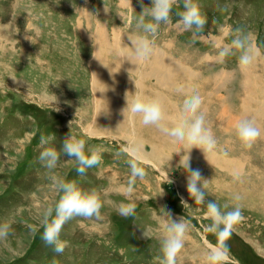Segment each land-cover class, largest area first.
I'll use <instances>...</instances> for the list:
<instances>
[{
    "label": "rangeland",
    "instance_id": "1",
    "mask_svg": "<svg viewBox=\"0 0 264 264\" xmlns=\"http://www.w3.org/2000/svg\"><path fill=\"white\" fill-rule=\"evenodd\" d=\"M196 2L207 18L203 33L177 24L176 13L183 10L178 0L171 22L159 27L155 54L135 61L122 49L129 35L141 31V0H0V223L11 224L8 238L0 240V264H155L162 223L168 222L161 208L190 224L178 264H204L206 245L217 243L204 232L211 223L205 218L208 201L228 204L229 210L234 203L242 207L244 219L226 241L227 264H264V0ZM237 27L251 33L260 50L246 72L239 70L237 54L222 63L217 59ZM135 81L145 95L163 97L169 115L186 96L203 98L206 126L217 145L208 155L212 165L193 148L190 167L208 180L205 204H195L187 191L188 173L179 167L182 145L143 125L139 115L128 113L125 120L126 93L131 100ZM240 119L254 120L262 131L250 149L236 137ZM70 132L86 145L103 146L100 163L81 175L76 160L61 152L49 172L39 161L41 136H55L46 146L59 151ZM130 138L143 141L145 176L127 194L131 157L121 149ZM52 175L75 180L85 191L95 188L102 198L99 218L64 224L62 254L44 243L39 224L44 210L59 200ZM128 203L135 205L134 215L124 217L118 209Z\"/></svg>",
    "mask_w": 264,
    "mask_h": 264
},
{
    "label": "clouds",
    "instance_id": "2",
    "mask_svg": "<svg viewBox=\"0 0 264 264\" xmlns=\"http://www.w3.org/2000/svg\"><path fill=\"white\" fill-rule=\"evenodd\" d=\"M139 13L136 26L141 31L128 36V45L124 46L123 52H129L131 58L135 61H146L156 52L155 37L161 24L171 22V14L174 6L178 5V0H151V6L143 5ZM105 11H108L105 5ZM179 17L177 24L186 31L203 33L207 23L206 16L202 13L199 3L196 0H183V10L178 11ZM31 39L30 37H27ZM130 46V48H129ZM235 50V53H233ZM231 54H237V65L241 72L248 71L257 58L260 56V50L253 43L252 35L246 32L244 28L237 27L233 30V38L227 46L218 52L217 59L223 62ZM93 57L98 59L95 52ZM31 57H29V60ZM99 60V59H98ZM103 64V63H102ZM104 65V64H103ZM107 67L106 65H104ZM108 68V67H107ZM96 75L95 73H93ZM136 92L130 100L126 93L127 106L122 109V114L126 119L141 116L142 124L145 126H156L163 134L170 137L175 144L182 145L185 154L181 157L179 167H182L188 173L187 191L194 199L195 204H205L208 180L202 179L199 170H193L190 167V153L193 148L203 151L205 158L209 161V153H213L217 141L209 127L206 126L205 113L202 110L203 98L198 93L186 96L182 105L175 115H169L166 102L160 95H145L138 90L135 81ZM78 110V109H77ZM56 111H59L57 109ZM73 122V121H72ZM70 122V126L71 123ZM235 134L241 144L250 149L253 144L261 137L262 131L252 119H240L235 125ZM55 136H44L40 138L42 151L39 155V161L49 171L54 172L60 160L61 152L69 159H75L77 162V172L83 175L90 167L96 166L101 161V153L104 151L101 145H86L83 138H78L70 132L62 143L60 150L51 145ZM87 147V154L85 149ZM131 158L128 160L130 166V178L128 187L124 190L127 194L133 191V185L136 180L143 179L145 170L141 164L145 162L143 153V141L130 138L127 146L121 149ZM178 154V153H177ZM211 164V162L209 161ZM212 165V164H211ZM234 180H239V174H233ZM52 184L59 194V200L54 206L49 205L43 212L39 221L43 228L42 240L47 246L52 247L53 252L62 254L67 247V242L61 239V232L65 223L76 217L83 219L99 218L102 208L101 192L93 188L90 190L81 189L75 180H65L56 175H52ZM167 182L171 181L167 178ZM240 196H235L234 200L239 201ZM186 209L189 204L181 200ZM168 217V222L162 223V238L160 243V252L154 258L155 264H178L180 253L182 252L185 241L190 231L189 222L178 218L173 219L171 214L160 209ZM119 214L124 217L134 215L135 205L132 203L121 204ZM205 218L211 223L204 226V232L216 236L217 243L206 245L204 253V264H227L229 259V249L226 241L231 236L234 226L243 221L242 207L239 203L229 210V205L221 206L215 201L206 203ZM32 227L31 225L29 226ZM11 224L8 222L0 223V240H6L10 234ZM35 231V228H32ZM145 238L149 237V232L144 231ZM55 264V260H53Z\"/></svg>",
    "mask_w": 264,
    "mask_h": 264
},
{
    "label": "bare ground",
    "instance_id": "3",
    "mask_svg": "<svg viewBox=\"0 0 264 264\" xmlns=\"http://www.w3.org/2000/svg\"><path fill=\"white\" fill-rule=\"evenodd\" d=\"M173 71V70H172ZM109 73V72H108ZM171 73V72H170ZM110 74V73H109ZM181 72L176 71V76H180ZM174 76V77H176ZM183 76V73H182ZM96 80H98V78L94 75V83L96 84ZM96 87V86H95ZM119 87V86H118ZM121 92V91H120ZM111 98L112 100H114V95L111 94ZM116 103V102H115ZM105 113V112H104ZM130 115V114H129ZM92 130V129H91ZM93 133V132H92ZM163 142V141H162ZM153 156H156L155 154ZM214 156V155H213ZM211 159V158H210ZM213 160V159H212ZM159 161V160H158ZM211 161V160H210Z\"/></svg>",
    "mask_w": 264,
    "mask_h": 264
}]
</instances>
